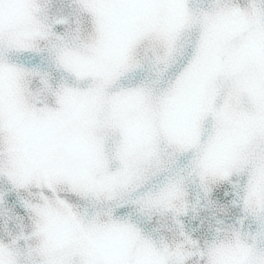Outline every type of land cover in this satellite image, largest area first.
<instances>
[{"label": "snow or ice", "instance_id": "obj_1", "mask_svg": "<svg viewBox=\"0 0 264 264\" xmlns=\"http://www.w3.org/2000/svg\"><path fill=\"white\" fill-rule=\"evenodd\" d=\"M17 110L62 155L19 163ZM0 264H264V0H0Z\"/></svg>", "mask_w": 264, "mask_h": 264}, {"label": "water", "instance_id": "obj_2", "mask_svg": "<svg viewBox=\"0 0 264 264\" xmlns=\"http://www.w3.org/2000/svg\"><path fill=\"white\" fill-rule=\"evenodd\" d=\"M163 16L165 12L158 13ZM123 15L120 12H112L109 14L110 19L114 22L119 21V18ZM230 27V22L225 21V28ZM241 39L238 35H234L233 38L227 42L225 48L228 50H238L241 47ZM213 60L217 64L218 68L215 73L217 85L223 89L229 84L235 77L242 76L249 71V62L241 58L240 62L233 69L232 75L227 74L223 70V65L228 62V57L223 54L219 48L211 53ZM195 87V85H193ZM67 104L72 105L77 103L73 97H68L65 101ZM248 94L242 93L236 103L243 109L247 106ZM90 110L94 114L96 121H105L108 117L111 106L103 100L98 99L94 104L90 106ZM129 117H134L133 110H129ZM16 126L13 128L12 138L15 144L19 145L17 161L21 164H30L32 160L38 158L43 154L52 156H60L63 153L62 137L64 134L73 127L75 121L68 120L62 126L55 123L41 124L34 120L27 112L17 110L14 115ZM105 128L99 124L95 125L91 132L93 134H103Z\"/></svg>", "mask_w": 264, "mask_h": 264}]
</instances>
